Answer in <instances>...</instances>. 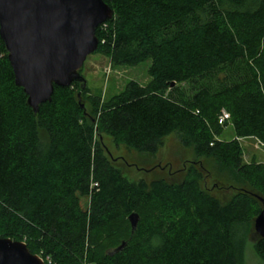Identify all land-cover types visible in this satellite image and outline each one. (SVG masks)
<instances>
[{"label":"trees","instance_id":"16d2710c","mask_svg":"<svg viewBox=\"0 0 264 264\" xmlns=\"http://www.w3.org/2000/svg\"><path fill=\"white\" fill-rule=\"evenodd\" d=\"M105 2L114 18L98 27L99 48L114 66L151 61V81H131L98 110L76 81L55 86L35 113L0 36V238L25 242L46 264H242L264 208V162H245L240 142L264 146V0ZM228 125L235 138L223 141ZM99 131L150 155L178 132L244 185L223 204L196 170L178 184L130 182L105 156Z\"/></svg>","mask_w":264,"mask_h":264},{"label":"water","instance_id":"95a60500","mask_svg":"<svg viewBox=\"0 0 264 264\" xmlns=\"http://www.w3.org/2000/svg\"><path fill=\"white\" fill-rule=\"evenodd\" d=\"M113 18L105 0H0V36L16 85L23 88L35 113L41 104L51 102L55 86L69 87L78 81L82 91L86 89L80 71L99 48L98 27ZM129 220L134 232L139 216L132 214ZM254 228L264 238V208ZM0 264L46 263L25 242L0 238Z\"/></svg>","mask_w":264,"mask_h":264},{"label":"rangeland","instance_id":"374dc122","mask_svg":"<svg viewBox=\"0 0 264 264\" xmlns=\"http://www.w3.org/2000/svg\"><path fill=\"white\" fill-rule=\"evenodd\" d=\"M150 65L151 61L135 67L114 66L107 48H99L87 58L81 70V75L87 81L86 91L82 94L83 101L90 111L98 110L103 103L121 94L131 81L147 86L151 81ZM96 138L105 156L133 183L140 180L151 183L155 179H165L169 183L178 184L187 178L191 170H196L202 175L201 187L223 204L228 203L244 185L229 172L221 170L214 158L199 156L192 147H185L178 132L165 137L155 155L129 150L116 136L106 131H99ZM220 138L223 141L235 138L231 125L224 128ZM240 142L245 162H264L263 145L254 139H242ZM120 226L128 229L126 220ZM257 238L253 225L245 236L242 264H264L254 252L253 246Z\"/></svg>","mask_w":264,"mask_h":264},{"label":"built area","instance_id":"2783aa9c","mask_svg":"<svg viewBox=\"0 0 264 264\" xmlns=\"http://www.w3.org/2000/svg\"><path fill=\"white\" fill-rule=\"evenodd\" d=\"M229 120H230V114H228L227 112H222V114L219 117V124L224 125ZM261 145H263V144H261ZM49 264H52V262L50 260H49Z\"/></svg>","mask_w":264,"mask_h":264}]
</instances>
